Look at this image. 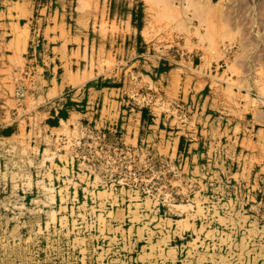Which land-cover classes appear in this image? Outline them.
<instances>
[{"label": "rangeland", "instance_id": "374dc122", "mask_svg": "<svg viewBox=\"0 0 264 264\" xmlns=\"http://www.w3.org/2000/svg\"><path fill=\"white\" fill-rule=\"evenodd\" d=\"M161 1L0 0V264H264V0Z\"/></svg>", "mask_w": 264, "mask_h": 264}, {"label": "bare ground", "instance_id": "6f19581e", "mask_svg": "<svg viewBox=\"0 0 264 264\" xmlns=\"http://www.w3.org/2000/svg\"><path fill=\"white\" fill-rule=\"evenodd\" d=\"M161 1V0H160ZM168 1V0H167ZM152 2V1H151ZM162 2V1H161ZM165 3H167V2H165ZM157 4V3H156ZM164 4V3H163ZM14 51V50H13ZM253 99V98H252ZM229 100H231V99H229ZM233 103V102H232ZM233 114V113H232ZM263 118V117H262ZM264 121V120H263ZM259 134H261V133H259ZM263 148V147H262ZM254 159V158H253ZM192 206V205H191ZM185 208V207H184ZM257 212V211H256ZM196 213V212H195ZM202 215V214H201ZM180 223V222H179ZM184 226H188V224L186 223V222H184ZM186 228V227H185Z\"/></svg>", "mask_w": 264, "mask_h": 264}]
</instances>
